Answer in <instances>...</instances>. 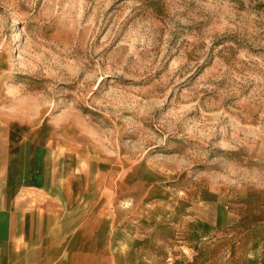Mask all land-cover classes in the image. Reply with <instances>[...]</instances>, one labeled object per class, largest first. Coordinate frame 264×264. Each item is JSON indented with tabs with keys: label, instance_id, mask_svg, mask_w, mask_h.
Wrapping results in <instances>:
<instances>
[{
	"label": "rangeland",
	"instance_id": "374dc122",
	"mask_svg": "<svg viewBox=\"0 0 264 264\" xmlns=\"http://www.w3.org/2000/svg\"><path fill=\"white\" fill-rule=\"evenodd\" d=\"M0 75L16 107L77 109L96 156L142 162L207 232L217 203L240 234L264 219V0H0Z\"/></svg>",
	"mask_w": 264,
	"mask_h": 264
},
{
	"label": "crops",
	"instance_id": "0c3cea01",
	"mask_svg": "<svg viewBox=\"0 0 264 264\" xmlns=\"http://www.w3.org/2000/svg\"><path fill=\"white\" fill-rule=\"evenodd\" d=\"M12 91L0 75V264H264V219L240 234L217 203L207 232L142 162L96 156L77 109Z\"/></svg>",
	"mask_w": 264,
	"mask_h": 264
}]
</instances>
